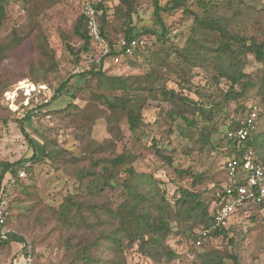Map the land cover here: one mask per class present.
<instances>
[{"label":"rangeland","instance_id":"374dc122","mask_svg":"<svg viewBox=\"0 0 264 264\" xmlns=\"http://www.w3.org/2000/svg\"><path fill=\"white\" fill-rule=\"evenodd\" d=\"M7 1L5 18L0 27V44H8L13 38L20 41L13 49L7 50L0 60V84L7 83L0 94V161H23L22 165H25L33 155V149L21 130L20 122L26 112V109L23 111L20 107L27 108L30 101L36 104L37 109L30 122L22 125L36 145V156L41 159L32 166L30 173L24 172V177L19 181L12 180L6 174L0 189V197L5 196L9 213L2 228L6 232L18 231L30 242L26 264L67 263L69 255L64 250L66 241L75 243L83 236L81 228L73 224L67 228L68 223L60 217V206L77 195L79 184L70 170H66L63 161L53 162L42 158L44 132H48V136L56 141L59 149L68 152L65 156L69 160L73 157L81 160L80 166L86 165L88 161L83 160V156L90 154L95 145L100 146L103 149L101 154L123 155L126 163L137 174L153 176L171 204L172 197L178 195L179 188H183L198 194L199 200L207 206L210 214L213 195L222 179V165L226 154L225 132L253 104L259 107V122L255 132L257 136L264 138V101L257 96L256 90H251L246 99L240 100L244 112L234 102H229L223 110L216 112L210 124V128L215 127L216 132H213L207 143L200 140L199 129L203 121L198 114L194 117L198 122L197 126L188 127L182 120L172 121L168 117L169 107L161 101L158 92L131 91L128 96L141 97L145 101L143 121L139 130L132 133L125 117L115 124L109 110L100 106L98 109L101 112L96 116L95 110H90L88 105L90 91H99L95 86L87 89L78 81V77H74L94 63L97 66L101 51L91 47L88 52L80 53L76 62L59 36V30L69 34L71 25L87 2L104 4L109 9L111 19L119 0ZM158 1L161 6H165L172 0ZM212 2L215 3L216 12L231 20V29L235 34L240 32L241 35L254 37L258 41L264 38V0H241L238 6L240 15L237 16H232V12L228 10V2L231 0ZM232 3L236 7L235 0ZM197 6L195 2L190 8L196 12ZM101 12L100 10L98 20ZM162 20L167 34L160 43L156 42V37L146 36L143 38L146 44L144 50L120 65L113 64L111 60L104 61L103 71L109 76L139 77L137 82L141 83L139 87L142 88L165 84L168 89L200 101L209 109V102L216 100V97L208 96L218 93L212 82V66L207 63L209 66L191 68V72L183 76L181 72L188 67L178 55L183 52L185 56L191 55L210 62L214 57L213 49L217 40L210 34L207 38L198 35L193 28V16L183 14L180 9L170 14L163 13ZM133 24L135 32L150 27L161 33V27L153 17L151 0L140 2L133 16ZM117 36L114 34L112 38ZM35 39L46 40L57 64V75L50 76L48 84L40 83L39 86H36L33 79L39 75V61L46 59L40 56ZM81 45L82 43H76L77 48ZM213 60L221 64L217 59ZM31 66L34 76H30ZM154 68L158 71V76L150 84L143 83L142 79L149 76ZM263 68L264 65L257 63L251 56L244 60L245 73L261 74ZM67 80L69 83L66 88L60 95H55V89ZM19 82L25 86L32 83L36 91L28 99L19 92L14 100L15 106L11 105L9 108L6 104L8 97L5 98L4 95L12 91ZM41 86L44 88L40 89ZM226 87L227 83L220 80L219 88ZM45 100L48 103L44 108H38L45 104ZM156 151L159 156L155 154ZM188 173L200 177V180L195 181ZM122 179L123 174L116 179V183L121 184ZM108 198L114 206L123 199L120 191L111 192ZM201 226L192 225L191 220L180 224L171 223L166 243L179 256L175 264L198 262L197 255L209 251L226 256L227 264H264V207L253 205L239 212L228 226L226 237L213 235L200 247H195L192 236ZM21 249L22 246L18 243L11 244L10 248L0 249V264H15ZM93 255L104 264H155L141 255L137 246L128 248L126 242L123 248L115 251L110 250L107 244L102 249L95 250Z\"/></svg>","mask_w":264,"mask_h":264},{"label":"trees","instance_id":"16d2710c","mask_svg":"<svg viewBox=\"0 0 264 264\" xmlns=\"http://www.w3.org/2000/svg\"><path fill=\"white\" fill-rule=\"evenodd\" d=\"M141 1L119 0V5L114 8L113 18L111 19L108 15L109 9L104 4L98 3L96 5V9L102 11L99 18V31L105 44L111 46L120 38L143 39L146 36L156 37V42L160 43L167 34L162 20L163 13L170 14L180 9L183 14L192 15L193 28L197 34L204 38H207L210 34L215 37L214 40H217V43L213 49L214 57L211 58L212 61L210 62L205 59L191 57V55L185 56L183 52H180L178 56L188 67L181 74L185 76L191 72V68H203L209 66L207 65L209 63L214 73L211 76L212 82L217 87L218 93L208 97H216V100L209 102L210 107L207 109L200 101L191 99L173 89H168L165 84L142 88L139 87L141 83L137 82L139 77L106 75L103 71L104 58L102 57L97 62V66L94 63L83 73L74 76L78 77V81L84 84L87 89L95 86L94 88L99 91H90L88 105L90 110H95L96 116L101 112L98 106L103 107L109 110L110 117L115 124L122 117H125L129 130L136 133L143 121L145 101L144 98L130 97L127 94L137 90L154 91L158 92L161 101L169 107L167 115L172 121L180 119L188 127H195L198 122L194 117L198 114L203 121V125L199 129L200 140L207 143L210 142L213 132H216L215 127L210 128L214 115L217 111L223 110L229 102H234L237 108L244 112L245 109L239 102L241 99H246L251 90H256L257 96L264 101V68L261 74L252 75L243 71L244 60L247 56H251L257 63L264 65V38L258 41L254 37L241 35L240 32L235 34L231 29V20L216 12L215 3L212 0L208 2L205 0H172L165 6H161L158 0H151L154 20L162 31L159 33L156 29L147 27L141 32H135L133 16ZM232 1L234 0L228 2V10L232 12V16L240 15L238 6L241 4V0H235L236 7L232 6ZM7 2V0H0V27L5 18V5ZM195 2L198 4L199 12L192 11L190 8ZM114 34L118 36L112 38ZM59 36L76 62L79 60L80 53H86L92 47L87 19L83 13L77 16L70 27L69 34L59 30ZM35 40L40 56L46 59H38L40 60V71L37 78L33 80L36 86H39L40 83L48 84L49 77L57 75V64L55 56L48 49L46 40ZM19 41V39L13 38L8 44H0V60L5 52L13 49ZM76 43H82L81 47L77 48ZM197 56H199L198 53ZM214 58L220 61L221 64L213 62ZM158 59L160 60V58ZM224 62H227L226 66ZM33 71L31 66L30 76H34ZM157 76L158 71L154 68L149 76L142 79L143 83L150 84L152 79ZM220 80L227 83L226 89L219 88ZM68 83V80L62 82L55 89V95H60ZM6 87L7 83L0 84V94ZM197 94L201 95L200 93ZM44 105L46 104H42L38 108H44ZM20 109H23V111L26 109L25 114L20 119L21 130L33 149V155L26 161L28 164L25 165H22L23 161L16 163L0 161V189L1 182L6 174L10 175L12 180L19 181V172L30 173L32 166L41 160L36 156V145L32 143L22 125L30 122L37 106L30 101L27 108L20 107ZM237 127L238 121H234L227 131ZM42 138V158L53 162L63 161L66 170H70L79 184L77 195L60 206L62 214H59H61L60 217L64 219V222L68 223L67 228L71 224L77 225L78 228L83 230V236L75 243H71V240L66 241L64 250L69 255V260L67 263L59 262L55 264H104L93 255V252L98 248L102 249L107 244L110 250L115 251L123 248L124 242L127 243L128 248L137 246L140 254L152 260L155 264H175L179 256L166 243V238L171 231V223L180 224L191 220L192 225H202L204 227L212 225L207 206L199 200L198 194L179 188L178 195L172 197L173 204H171L167 200L166 193L157 186L153 176L137 174L134 168L126 163L123 155L101 154L103 149L95 145V149L90 154L83 156V160H88L87 164L80 166L82 161L76 157L69 160L65 156L68 152L59 149L56 141L48 136V132H44ZM249 144L254 148L260 162L264 163V138L260 135L257 136L255 132L249 138ZM224 147L226 152L228 149L227 144ZM155 154L159 156L158 151ZM167 160L169 163L171 162L170 159ZM182 173L179 172V174ZM121 174H123V179L121 184H118L116 179ZM188 174L193 176L192 173ZM193 177L195 181L200 180L198 176ZM114 191H120L123 198L116 206L108 198V195ZM4 197H0V201ZM259 206L264 207V203ZM213 235L214 237H226L227 229H218ZM193 241L194 236H192V244ZM13 243L22 246L19 256L28 261L27 251L30 248L28 239L15 230L7 232L3 237L0 226V249L10 248ZM225 257L215 251H209L197 255L198 262L192 264H227Z\"/></svg>","mask_w":264,"mask_h":264},{"label":"built area","instance_id":"2783aa9c","mask_svg":"<svg viewBox=\"0 0 264 264\" xmlns=\"http://www.w3.org/2000/svg\"><path fill=\"white\" fill-rule=\"evenodd\" d=\"M97 4L87 2L82 10L87 19L92 47L101 51L100 58L103 57L104 61L111 60L116 65L122 64L125 59L135 57L144 49V40L120 38L111 46L106 45L100 36L98 20L100 10L96 9ZM24 86L19 82L12 91L5 93L4 97H8L6 104L9 108L11 105L15 106L14 100L19 92H22L28 99L36 91L32 83ZM44 102L48 103L47 100ZM25 105L27 106V103ZM258 122L259 107L253 104L238 120V127L226 132L225 140L228 149L222 165V179L213 195L212 209L209 214L212 225L210 227L201 226L194 231L193 245L195 247H200L218 229H227L239 212L253 205L259 206L264 203V163L260 162L254 148L249 144V138L255 133ZM18 177H24V172H19ZM8 214L6 202L1 199L0 226L3 237L7 232L2 226Z\"/></svg>","mask_w":264,"mask_h":264},{"label":"crops","instance_id":"0c3cea01","mask_svg":"<svg viewBox=\"0 0 264 264\" xmlns=\"http://www.w3.org/2000/svg\"><path fill=\"white\" fill-rule=\"evenodd\" d=\"M15 264H26V260L23 257H19Z\"/></svg>","mask_w":264,"mask_h":264}]
</instances>
